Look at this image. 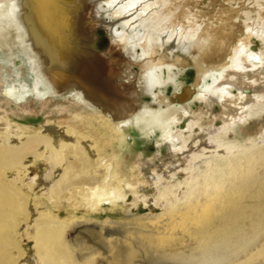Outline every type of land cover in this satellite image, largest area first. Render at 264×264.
I'll list each match as a JSON object with an SVG mask.
<instances>
[{
  "label": "bare ground",
  "instance_id": "obj_1",
  "mask_svg": "<svg viewBox=\"0 0 264 264\" xmlns=\"http://www.w3.org/2000/svg\"><path fill=\"white\" fill-rule=\"evenodd\" d=\"M252 5L202 26L171 0H0V264H84L64 235L77 210L140 205L160 212L138 233L94 221L114 236L100 264H264L263 201L244 199L264 178V0ZM24 114L43 121L11 117ZM132 124L156 151L126 167Z\"/></svg>",
  "mask_w": 264,
  "mask_h": 264
},
{
  "label": "rangeland",
  "instance_id": "obj_2",
  "mask_svg": "<svg viewBox=\"0 0 264 264\" xmlns=\"http://www.w3.org/2000/svg\"><path fill=\"white\" fill-rule=\"evenodd\" d=\"M180 1V3H178ZM184 0H178V2L171 0L173 4L179 5L181 9H184L185 11H191L192 14L195 16L194 21L200 22L202 21L201 25L205 23H212L216 24L217 21H219L220 15H225L222 12L227 11V9H230L229 7L232 6L233 13L232 15H237V11L242 9V7L249 6L248 9L252 10L254 12L255 7L252 5L253 0H199L197 3L195 1L197 0H189L184 3ZM189 2V3H188ZM233 2V3H232ZM181 4V5H180ZM184 4V5H182ZM249 4V5H248ZM190 12V13H191ZM215 14V15H214ZM217 14V15H216ZM219 16V17H218ZM179 16H173L171 22H175V24L178 22ZM214 18V19H213ZM218 18V19H216ZM235 22V23H234ZM228 24L231 25L230 27L233 28L234 35L239 34L240 30L242 29V19H237L235 21V17L233 19H230L228 21ZM97 43L99 49H103L108 46L109 44V36L106 32V30L103 27H100L97 30L96 39L94 41ZM258 43V42H257ZM192 64V63H191ZM188 65L186 69L184 70V75H181V80L183 81L184 87L192 88V85L195 82L196 79V69L194 65ZM137 69V68H136ZM169 96L171 95V86L168 87ZM145 100L150 101V98L146 97ZM193 108H196V105H192ZM3 113H1L2 115ZM4 115V114H3ZM13 120L17 122H21L25 125L30 126H38V124L42 123L43 117L41 114H24L19 116H11ZM185 123L182 125L184 126ZM4 125H2V122L0 121V131L2 130ZM256 125H253L254 127ZM244 132H252V128H248L247 130L242 129ZM155 140L154 137H145L136 127L135 124H132L128 128L127 133V145L128 150L125 151L123 154L124 156V162L129 166L135 159L136 154H144L145 157L150 156L151 154H154L155 149ZM132 157V159H131ZM41 161H38V165H40ZM42 168V167H40ZM41 179V176H39V181ZM16 184H18L16 182ZM17 187V186H16ZM19 190H24L26 193H28V187L26 185L17 187ZM252 190H248L247 196L244 198L251 197L250 193L254 197H258V200L263 201L261 205L259 206V212L261 215V219L264 221V178L262 179V182L259 184V186L251 188ZM10 194V193H9ZM249 195V196H248ZM60 199L63 195H55ZM11 197L13 198L14 195L11 193ZM133 199V196L130 194L128 195V200L131 201ZM13 200V199H12ZM38 200L46 202V198L44 196H39ZM66 206V204H63ZM59 205L57 206L56 211L60 212V216H66L65 212L63 210L62 204L60 205V208L58 209ZM79 211V213H78ZM184 209L179 208L178 211L174 212H182V220L178 223V225H184L187 224L190 221L191 215L190 212H183ZM64 212V213H63ZM160 212L159 209H151L144 208L143 205H140L137 208L127 209L126 207L116 208L111 210V212L101 211L97 213H91L88 211L87 208H79L77 210V217H75L70 222V225L65 229L64 235L66 240L69 244H74V251L73 255L75 259H81V258H87L84 261V264H100L99 260L103 259L106 261V255H109L112 251V243L114 236H108L109 241H104L102 239L101 234L103 231L98 230L96 227V224L94 221L102 219L109 215L111 219L119 220V221H125L126 227L129 228V231H133L134 233H138L140 229L145 230L147 228V224L150 220L154 218L155 215H157ZM164 217V216H163ZM93 218L92 221H88V219ZM162 218V217H161ZM79 221V222H78ZM146 226V227H145ZM261 226L263 228V236H264V222L261 223ZM135 229V230H134ZM141 231V230H140ZM100 234H99V233ZM104 233V232H103ZM99 234V236H98ZM135 235V234H134ZM101 238V239H100ZM24 242H26V237L21 238ZM84 241V242H83ZM83 245V246H82ZM101 245V246H100ZM84 247V248H83ZM80 248V249H79ZM105 249V250H104ZM108 249V250H107ZM137 255V256H136ZM140 253L137 252L135 254V261L134 264L141 261ZM167 262L169 264H178L177 261L174 259H168ZM142 264V263H141Z\"/></svg>",
  "mask_w": 264,
  "mask_h": 264
}]
</instances>
